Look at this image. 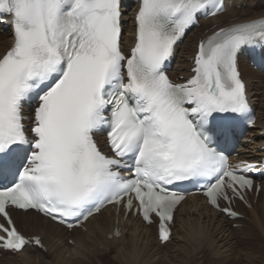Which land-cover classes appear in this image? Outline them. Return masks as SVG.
<instances>
[{
  "label": "snow or ice",
  "instance_id": "1",
  "mask_svg": "<svg viewBox=\"0 0 264 264\" xmlns=\"http://www.w3.org/2000/svg\"><path fill=\"white\" fill-rule=\"evenodd\" d=\"M223 8L222 0H140L125 53L121 0H0L14 41L0 56V177H13L0 186V249L44 248L18 230L10 209L71 230L112 207L156 222L167 243L185 201L173 186L186 181H206L207 203L237 215L220 202L243 200L253 188L245 173L257 165L234 169L211 145L234 120L255 122L236 57L264 41V20L202 40L186 82L163 71L186 30ZM25 105H34L30 114ZM105 130L109 154L94 139Z\"/></svg>",
  "mask_w": 264,
  "mask_h": 264
},
{
  "label": "bare ground",
  "instance_id": "2",
  "mask_svg": "<svg viewBox=\"0 0 264 264\" xmlns=\"http://www.w3.org/2000/svg\"><path fill=\"white\" fill-rule=\"evenodd\" d=\"M238 3L239 9L232 6ZM263 16L264 0H228L225 13L203 21L200 28L186 36L177 53L178 67H188L185 60L189 54H193L205 29L214 25L216 29L229 27ZM10 44V31L7 29L4 36H0V55ZM238 63L250 101L257 107L258 119L257 127L251 133L252 143L248 146H256L257 151L245 154L243 159L255 160L260 156V146L264 144V74L254 72L242 56ZM177 75L185 76V69L180 73L172 72L173 77ZM260 197L261 200L256 202L254 197H250V210H245L237 203L243 220L234 221L212 211L200 197H191L178 209L173 234L164 245L156 240L155 228L144 227L130 216L122 225L121 237L108 240L106 235L111 232L115 219L109 210L91 218L85 225V232L74 229L69 235L61 226L31 211H15L12 216L17 228L26 236H39L45 247V253L37 249H25L17 256H27V259L19 261V264H189L190 261L203 264L206 257L216 261L226 260L241 237L253 230L262 232L264 193ZM232 224H239L240 227L232 228ZM68 239L74 241L73 246L68 244ZM8 259H0V264H6Z\"/></svg>",
  "mask_w": 264,
  "mask_h": 264
},
{
  "label": "rangeland",
  "instance_id": "3",
  "mask_svg": "<svg viewBox=\"0 0 264 264\" xmlns=\"http://www.w3.org/2000/svg\"><path fill=\"white\" fill-rule=\"evenodd\" d=\"M260 200H261V197H259V201ZM262 228H263V230L261 233H259L258 231L255 232L253 230L251 232H248L247 235L241 237L240 241L232 249L231 254L228 257V259L216 261V259H211L209 257H206L207 259L205 258L203 264H218V263L219 264H229V263L230 264H257V263L262 264L263 263L264 264V248H262L264 246V222H263ZM252 237H254L255 241ZM254 245L256 247H254ZM254 250H255V252H254ZM5 257H7V256H5ZM7 258H9V259L6 260V262H5L6 264H19L20 262H24L27 259L26 256H23L21 258H18V257L14 258L12 256H8ZM11 259H13V260H11ZM189 264H195V262L190 261Z\"/></svg>",
  "mask_w": 264,
  "mask_h": 264
}]
</instances>
